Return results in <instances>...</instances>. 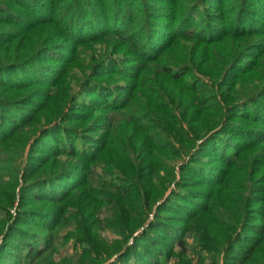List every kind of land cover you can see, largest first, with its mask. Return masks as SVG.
Segmentation results:
<instances>
[{
	"label": "trees",
	"instance_id": "16d2710c",
	"mask_svg": "<svg viewBox=\"0 0 264 264\" xmlns=\"http://www.w3.org/2000/svg\"><path fill=\"white\" fill-rule=\"evenodd\" d=\"M0 264H264V0H0Z\"/></svg>",
	"mask_w": 264,
	"mask_h": 264
},
{
	"label": "rangeland",
	"instance_id": "374dc122",
	"mask_svg": "<svg viewBox=\"0 0 264 264\" xmlns=\"http://www.w3.org/2000/svg\"><path fill=\"white\" fill-rule=\"evenodd\" d=\"M104 234L107 235L109 238H113V237H115L114 234H112L111 232H108V231H106ZM72 251H73V249H72V245L69 244L68 247H66L65 249H63L62 252H63V253H67V252H72Z\"/></svg>",
	"mask_w": 264,
	"mask_h": 264
}]
</instances>
